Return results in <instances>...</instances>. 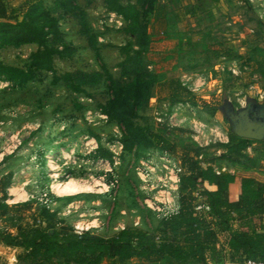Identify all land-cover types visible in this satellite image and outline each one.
I'll list each match as a JSON object with an SVG mask.
<instances>
[{"label":"rangeland","instance_id":"obj_1","mask_svg":"<svg viewBox=\"0 0 264 264\" xmlns=\"http://www.w3.org/2000/svg\"><path fill=\"white\" fill-rule=\"evenodd\" d=\"M2 1L19 21L39 20L44 8L60 18L61 36L50 44L62 52L54 58L57 75L104 77L88 88L89 95L75 94L63 84L53 86L51 72L24 88L0 79V179L13 175L6 201L10 207L31 205L29 211L14 208L0 218V231L14 232L15 226L32 223L46 194L50 211L77 235L108 239L122 227L149 234L161 227L162 219L144 203L148 192L136 174L139 160L161 151L126 154L120 164L110 166L93 158V139L108 147L125 131L102 117L107 116L102 106L117 86L127 89L128 100H138V124L165 135L176 147L170 154L180 162L193 150L191 145L203 149L206 163L219 157L224 151L220 144L241 138L235 116L243 111L264 123V0H160L161 7L148 16L146 52L138 68L133 62L128 70L120 67L125 59L121 47L135 45V40L122 31L123 18L103 0H69L73 10L53 0ZM120 2L135 5L138 0ZM95 35L98 42L92 41ZM36 50V45L0 48V62L25 68ZM246 140L251 144L240 164L225 159L214 166L219 171L237 168L239 176L260 183L264 138ZM70 181L93 191H58L59 184ZM60 227L55 224V230ZM23 253L0 242V264H25L17 259ZM109 263L104 259L101 264ZM130 263L139 264L137 259Z\"/></svg>","mask_w":264,"mask_h":264},{"label":"trees","instance_id":"obj_2","mask_svg":"<svg viewBox=\"0 0 264 264\" xmlns=\"http://www.w3.org/2000/svg\"><path fill=\"white\" fill-rule=\"evenodd\" d=\"M53 1L65 10L74 8L67 3L69 0ZM103 1L108 10L123 18L125 27L122 31L135 40V45L131 42L121 47L125 59L120 67L128 70L129 64H139L146 52L149 43L148 16L155 15L161 1L138 0L135 5H123L120 0ZM43 10L39 20L27 18L19 21L9 14L0 0V48L37 46L25 68L0 62V79L17 88H24L43 72H51L54 74L53 86L63 84L75 94L89 95L88 88L99 84L104 76L82 73L57 75L54 58L61 56L62 52L50 44L51 39L58 40L61 36L60 18L50 9ZM86 28H89L88 25ZM92 39L98 42V35ZM110 76L107 77L110 79ZM135 78L141 80L138 75ZM115 88L113 97L102 108L111 122L125 128L121 138L124 148L122 158L135 153L144 156L156 149L161 153H175V145L165 135L138 124V100H128L126 88ZM250 144V141L241 138L220 144L223 153L207 163L203 161V149L191 145L192 153H186L181 161L184 172L179 189L180 212L162 219V225L155 234L125 228L108 239L89 233L77 235L43 205L38 215L33 216L32 223L15 226L14 232L0 231V242L7 247L23 249L24 253L17 259L25 264H62L55 259H66L73 264H101L104 259H109V264H131L133 259H137L139 264H209L216 259L222 263L225 250L230 251L231 260L238 264L248 259L264 261V184L226 171L218 174L214 166L217 161L225 159L240 164L239 159L246 155ZM93 158L113 163L112 152L102 144H99ZM12 178V173H9L0 179V218H5L14 208L31 209L30 203L15 207L6 203ZM231 184L238 186L235 201L229 194ZM196 191L209 205L208 214H195ZM58 222L61 224L59 231L55 230ZM221 236L226 237L223 243Z\"/></svg>","mask_w":264,"mask_h":264},{"label":"built area","instance_id":"obj_3","mask_svg":"<svg viewBox=\"0 0 264 264\" xmlns=\"http://www.w3.org/2000/svg\"><path fill=\"white\" fill-rule=\"evenodd\" d=\"M102 117L108 120L107 116L102 115ZM92 142L95 145L93 150H98V141L93 139ZM106 148L113 154L112 164H120L124 151L121 139L119 138ZM200 159H202V156ZM100 163L109 166L111 164V162L104 159H101ZM216 171L218 174L221 172L219 170ZM183 172L184 169L181 162L169 153L148 154L147 157L138 161L136 174L144 183L143 188L148 192L144 203L160 219H168L178 215L180 212L179 189ZM194 197L196 199L194 204L195 214L197 216L208 214L210 207L205 202L203 195L199 191H196ZM43 200L45 206L50 209L48 194L45 195ZM139 224L140 222L137 221L135 226ZM124 229L125 227H122V230ZM243 264H264V261L248 259Z\"/></svg>","mask_w":264,"mask_h":264},{"label":"water","instance_id":"obj_4","mask_svg":"<svg viewBox=\"0 0 264 264\" xmlns=\"http://www.w3.org/2000/svg\"><path fill=\"white\" fill-rule=\"evenodd\" d=\"M238 121V134L243 139L261 140L264 138V123L252 121L246 111L235 116Z\"/></svg>","mask_w":264,"mask_h":264},{"label":"crops","instance_id":"obj_5","mask_svg":"<svg viewBox=\"0 0 264 264\" xmlns=\"http://www.w3.org/2000/svg\"><path fill=\"white\" fill-rule=\"evenodd\" d=\"M199 145L203 146L202 144H199ZM224 171L229 172V173L234 174V175H238L237 171H239V169H237V168H233L232 170L231 169H229V170L224 169ZM243 177L252 178V177H249V176H243ZM260 183L264 184V181H262ZM229 194H230V198H231L232 201L237 200V197H238V186L236 184H231L229 186ZM263 223H264V216H263ZM225 239H226L225 236H221L220 237L221 243H223ZM224 256H225V258L222 261V263L218 262L217 259H216V260L209 261V264H238V263H236V262L231 260V253H230L229 250H225V255Z\"/></svg>","mask_w":264,"mask_h":264},{"label":"bare ground","instance_id":"obj_6","mask_svg":"<svg viewBox=\"0 0 264 264\" xmlns=\"http://www.w3.org/2000/svg\"><path fill=\"white\" fill-rule=\"evenodd\" d=\"M57 189L59 192H62V193H73L77 191H85V192L93 191V188L91 186H88L82 182H76V181H70L65 184H59L57 186Z\"/></svg>","mask_w":264,"mask_h":264}]
</instances>
